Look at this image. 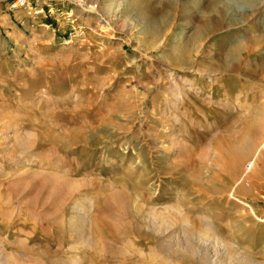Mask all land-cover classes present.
Segmentation results:
<instances>
[{
    "label": "rangeland",
    "instance_id": "obj_1",
    "mask_svg": "<svg viewBox=\"0 0 264 264\" xmlns=\"http://www.w3.org/2000/svg\"><path fill=\"white\" fill-rule=\"evenodd\" d=\"M20 238L264 264V0H0V264Z\"/></svg>",
    "mask_w": 264,
    "mask_h": 264
},
{
    "label": "bare ground",
    "instance_id": "obj_2",
    "mask_svg": "<svg viewBox=\"0 0 264 264\" xmlns=\"http://www.w3.org/2000/svg\"><path fill=\"white\" fill-rule=\"evenodd\" d=\"M45 1H47V0H45ZM56 1H59V0H56ZM200 1V0H199ZM195 3H197V1H195ZM194 3V4H195ZM17 5L19 4V2H17L16 3ZM81 4V3H80ZM83 5V4H82ZM204 5V4H203ZM212 6H214L215 7V5L213 4ZM194 7V6H193ZM251 41H253L252 43L254 44V46H258L259 44H260V40L258 39V38H253ZM190 43V42H189ZM191 44V43H190ZM192 46V45H191ZM183 47V46H182ZM187 47H189L190 48V46L189 45H187ZM182 49V48H181ZM190 49H192V48H190ZM179 51V50H178ZM182 51H183V53L185 54V62L186 63H191L192 62V57H188V56H186V54L188 53V48H185V46L183 47V49H182ZM178 53V52H177ZM175 54H176V52H175ZM188 54H190V53H188ZM192 54V53H191ZM191 56V55H190ZM173 57V56H172ZM179 57V56H178ZM182 57V56H181ZM191 58V59H190ZM226 58V57H225ZM227 58H230V57H227ZM176 59V58H175ZM174 59V60H175ZM179 59V58H178ZM230 59H232V58H230ZM225 60V63H226V65H227V67L229 66V64H228V62H227V60L226 59H224ZM172 61V60H171ZM194 61V60H193ZM196 61V60H195ZM173 62V61H172ZM175 62V61H174ZM176 62H178V61H176ZM212 62V61H211ZM185 63V64H186ZM176 65V64H175ZM174 65V66H175ZM186 65H189V64H186ZM194 65V64H193ZM211 65V64H210ZM173 66V67H174ZM215 66H217V65H215ZM208 67V66H207ZM226 68V67H225ZM230 68V67H229ZM229 68H227L226 69V71H228V69ZM213 69V68H212ZM211 70V69H210ZM218 71V70H217ZM260 122V121H259ZM38 171V170H37ZM49 171V170H48ZM45 175V174H44ZM58 177V173L57 172H53V176L52 177H48V175H45L44 176V180L40 183V182H37V185H38V183H40L39 184V186L41 187V188H43V189H46V188H49V186L54 190V192L52 191V194H54V196L55 195H57V189L59 188V186H60V180L57 178ZM34 181H36V180H34ZM38 181H40V180H38ZM36 184V183H35ZM63 187V186H62ZM51 190V189H50ZM33 191H34V189H33ZM44 191V190H43ZM122 195H121V193H115L114 194V197H116V199H119L120 197H121ZM56 198V197H55ZM33 199V198H32ZM38 202V201H37ZM31 203H33V202H31ZM156 215V214H155ZM169 215V214H168ZM172 219V218H171ZM171 223V222H170ZM165 225H166V223H165ZM169 225V224H168ZM190 225V224H189ZM159 226V225H158ZM186 226V225H185ZM188 226V225H187ZM124 227V226H123ZM126 227V226H125ZM192 227V226H191ZM164 228V227H163ZM188 228V227H187ZM196 228V227H195ZM122 230H124V229H122ZM121 230V231H122ZM186 230V229H185ZM191 230H194V229H191ZM111 232V231H110ZM123 232H125V233H128L129 231H128V229L127 230H124ZM194 232V231H193ZM157 233V232H156ZM158 233H159V231H158ZM191 233V232H190ZM112 234H113V232H112ZM191 235V234H190ZM194 235V234H193ZM196 236H197V234H196ZM192 238V236H189V238ZM200 237V235L197 237V238H199ZM202 237V236H201ZM188 238V237H187ZM194 238V237H193ZM189 240V239H188ZM192 241V240H191ZM197 241V240H196ZM193 242H195V241H193ZM95 244V243H94ZM196 244V243H195ZM198 244H199V242H198ZM198 244H196V245H198ZM201 244V243H200ZM161 245V244H160ZM189 246H191L192 247V244H191V242L189 241ZM194 246V245H193ZM162 247H164V246H162ZM197 247V246H196ZM107 249V248H106ZM194 249V248H193ZM109 251V250H108ZM110 251H111V248H110ZM217 253V252H216ZM112 254V253H111ZM190 257H192L191 256V254L189 255ZM185 259L186 260H189L190 261V259L188 258V257H185ZM192 260V259H191ZM194 260H195V258H194ZM234 260H235V257H233V256H231L230 257V260H228V262L227 263H224L223 261L222 262H219V263H217V264H230V263H234ZM238 260V259H237ZM236 260V261H237ZM188 263V262H187ZM190 263H191V261H190ZM189 264V263H188ZM191 264H193V263H191ZM237 264V263H236Z\"/></svg>",
    "mask_w": 264,
    "mask_h": 264
},
{
    "label": "crops",
    "instance_id": "obj_3",
    "mask_svg": "<svg viewBox=\"0 0 264 264\" xmlns=\"http://www.w3.org/2000/svg\"><path fill=\"white\" fill-rule=\"evenodd\" d=\"M19 241L20 242H17L18 244H16V246L19 245L18 247H16V251H21L22 249L25 248V252H24L25 254L22 255V256L26 255L25 262H24L25 264H27V262L30 259V258L28 259L30 254L28 253V251H26V249L29 247L32 248V254L30 257L32 258V260L34 261L35 264H37V263L38 264H48L47 261L50 262V264H58L59 263L60 257H58V256L61 253L57 249H50L48 247L44 248L42 239L39 238L38 240H34V242L32 241L29 244L27 243L26 239L24 240V239L20 238ZM41 251H43V252L41 253ZM49 251H52V254L55 256L54 258L51 259L48 257V256H50L48 253ZM45 253H46V255H44Z\"/></svg>",
    "mask_w": 264,
    "mask_h": 264
},
{
    "label": "built area",
    "instance_id": "obj_4",
    "mask_svg": "<svg viewBox=\"0 0 264 264\" xmlns=\"http://www.w3.org/2000/svg\"><path fill=\"white\" fill-rule=\"evenodd\" d=\"M47 1H49V2H51V3H53V2H57L56 0H47ZM17 3V2H16ZM15 6H18L17 4H15Z\"/></svg>",
    "mask_w": 264,
    "mask_h": 264
}]
</instances>
